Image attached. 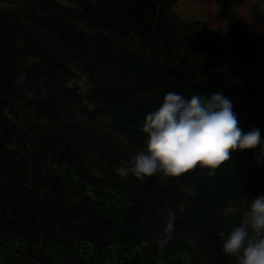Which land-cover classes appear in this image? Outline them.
<instances>
[{
    "label": "trees",
    "instance_id": "trees-1",
    "mask_svg": "<svg viewBox=\"0 0 264 264\" xmlns=\"http://www.w3.org/2000/svg\"><path fill=\"white\" fill-rule=\"evenodd\" d=\"M59 1L0 0V264H236L219 233L264 195L259 148L214 172L116 169L169 91L222 92L264 137L262 38L233 13L222 33L182 18L178 0Z\"/></svg>",
    "mask_w": 264,
    "mask_h": 264
},
{
    "label": "clouds",
    "instance_id": "clouds-1",
    "mask_svg": "<svg viewBox=\"0 0 264 264\" xmlns=\"http://www.w3.org/2000/svg\"><path fill=\"white\" fill-rule=\"evenodd\" d=\"M141 130L147 134L146 150L116 169L122 177H179L197 166L214 172L232 152L257 148V164L264 165L262 130L245 132L233 101L222 92L186 98L169 91L159 108L146 114ZM175 221V212L169 210L162 245L172 239ZM219 237L224 255L236 264H264V195L253 199L241 222Z\"/></svg>",
    "mask_w": 264,
    "mask_h": 264
},
{
    "label": "rangeland",
    "instance_id": "rangeland-1",
    "mask_svg": "<svg viewBox=\"0 0 264 264\" xmlns=\"http://www.w3.org/2000/svg\"><path fill=\"white\" fill-rule=\"evenodd\" d=\"M222 1L228 14L231 13V10H236L246 27L260 35L264 41V0ZM59 2L64 3L66 0ZM178 2L176 9L186 18L199 17L205 19L212 29H222L227 15L219 11L216 0H178ZM81 84L83 85V83Z\"/></svg>",
    "mask_w": 264,
    "mask_h": 264
}]
</instances>
